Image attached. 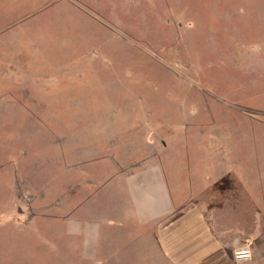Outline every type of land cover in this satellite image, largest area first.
<instances>
[{
    "label": "rangeland",
    "instance_id": "1",
    "mask_svg": "<svg viewBox=\"0 0 264 264\" xmlns=\"http://www.w3.org/2000/svg\"><path fill=\"white\" fill-rule=\"evenodd\" d=\"M161 150L264 169V0H0V264L145 263Z\"/></svg>",
    "mask_w": 264,
    "mask_h": 264
},
{
    "label": "crops",
    "instance_id": "2",
    "mask_svg": "<svg viewBox=\"0 0 264 264\" xmlns=\"http://www.w3.org/2000/svg\"><path fill=\"white\" fill-rule=\"evenodd\" d=\"M135 156L140 159L138 152ZM190 156L181 150L153 151L141 158L149 161L125 169L138 210L148 208L130 219L147 231L135 253L143 256V264H264V190L254 191L264 188V169L243 162L232 166L235 158L215 152L210 167L190 166ZM229 207L244 220L231 221ZM239 249H249L251 258L235 260Z\"/></svg>",
    "mask_w": 264,
    "mask_h": 264
},
{
    "label": "built area",
    "instance_id": "3",
    "mask_svg": "<svg viewBox=\"0 0 264 264\" xmlns=\"http://www.w3.org/2000/svg\"><path fill=\"white\" fill-rule=\"evenodd\" d=\"M234 258L238 261H246L251 258V253L249 249H239L234 252Z\"/></svg>",
    "mask_w": 264,
    "mask_h": 264
}]
</instances>
